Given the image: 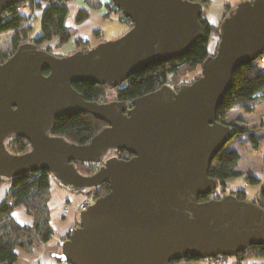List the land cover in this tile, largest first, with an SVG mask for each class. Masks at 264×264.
Returning a JSON list of instances; mask_svg holds the SVG:
<instances>
[{
    "label": "water",
    "instance_id": "water-1",
    "mask_svg": "<svg viewBox=\"0 0 264 264\" xmlns=\"http://www.w3.org/2000/svg\"><path fill=\"white\" fill-rule=\"evenodd\" d=\"M25 1L0 0V25L9 7ZM111 1L133 24L121 37L64 56L23 42L0 63V177L47 170L75 192L110 183L54 254L68 264H177L264 245V209L253 201L233 193L200 200L217 188L211 164L235 136L217 121L218 107L236 69L264 54V0H244L222 19L216 53L193 81L128 104L87 101L73 83L112 88L153 63L183 56L204 35V6ZM78 112L108 126L81 145L50 134L57 118ZM12 135L26 138L30 150L9 152L4 141ZM111 150L130 156L111 157L89 175L75 166L101 163Z\"/></svg>",
    "mask_w": 264,
    "mask_h": 264
},
{
    "label": "trees",
    "instance_id": "trees-1",
    "mask_svg": "<svg viewBox=\"0 0 264 264\" xmlns=\"http://www.w3.org/2000/svg\"><path fill=\"white\" fill-rule=\"evenodd\" d=\"M73 0H38L35 4L32 0L20 2L9 7L4 12L5 21L0 25V35L13 32L14 39L10 53L0 49V63L5 62L12 56L18 46L23 42H33L38 46L57 40L60 47L70 41L73 37L71 27L66 19L69 13L68 3ZM200 2L204 6L202 15V26L204 35L199 38L183 56L164 62H156L148 67L138 70L122 84L110 88L106 83H73V87L80 92L87 101L96 103H107L118 101L132 103L133 100L149 94L164 85L173 86L176 90L184 84L190 83L202 71V63L216 53L219 42L218 26H212L206 18L207 8L210 0H192ZM227 5L224 17L240 2ZM34 6L42 8L41 34L38 37L30 36L32 19L30 15ZM27 10V11H26ZM117 11L119 19L126 22L129 28L132 22L122 10L118 9L110 0L106 15L110 17L111 12ZM89 11L80 7L75 14V24L79 25L89 18ZM223 17V18H224ZM216 36L213 51L210 50V36ZM97 34V32H96ZM77 48L75 51H87L92 47L91 41L84 37L75 39ZM49 49L50 45L44 47ZM51 52V50H48ZM64 56L65 54H57ZM263 56V54H262ZM262 56L253 62L241 65L233 74L231 87L227 91L222 103L217 110V121L234 128L235 136L216 155L210 167V176L218 182L217 188L206 196H200V200L221 198L226 194L233 193L241 200H251L259 208L264 209V182L256 175L249 173L246 180L249 184L260 187L253 198L248 199L244 190H229L227 181L242 174L240 169L241 160L251 151H258L264 140V119L260 113V106L264 103V62ZM201 66V67H200ZM199 67V70H198ZM193 76L189 78V74ZM49 71L45 70L44 74ZM108 124L86 112H78L57 118L53 125L51 135L61 136L72 143L86 144L96 134L107 127ZM5 148L13 154H22L30 150V142L26 138L16 135L9 136L4 141ZM229 145V146H228ZM114 156L126 159L130 155L127 151L114 150ZM264 163V158H263ZM75 166L82 174L89 175L96 172L100 164L94 162L75 161ZM10 184V189L5 198L0 202V264H15L18 260L17 247L30 250L34 245L44 244L46 249L56 244H49L54 235V225L49 201L52 195L53 184L60 183L54 179L47 170H41L29 174L19 175L13 178L0 177V185ZM110 191V183L104 182L99 186L88 188L84 192L86 197L95 201L104 197ZM75 192V191H73ZM24 205L28 214L33 217L31 225L19 223L13 216V210ZM79 221H75V226ZM70 228L65 235V240L71 233ZM60 240L55 246L61 245ZM49 250V249H48ZM48 252V251H47ZM58 251H50L54 256ZM224 258L230 260V264H260L256 259L264 258V245H253L240 252L235 257ZM62 261L60 258H56ZM190 264L192 261H203L207 259L187 257L184 260Z\"/></svg>",
    "mask_w": 264,
    "mask_h": 264
},
{
    "label": "crops",
    "instance_id": "crops-1",
    "mask_svg": "<svg viewBox=\"0 0 264 264\" xmlns=\"http://www.w3.org/2000/svg\"><path fill=\"white\" fill-rule=\"evenodd\" d=\"M240 0H232L227 2L226 0H210L209 6L207 8L206 18L212 26H218L222 21L227 5H234ZM110 0H73L68 3L69 12L72 13V16L77 12L80 7L86 8L90 15L89 18L80 25H72V28L76 29L75 36L72 37L70 41L74 43V40L77 37H84L91 40L95 43L94 32L98 28H102L104 32L105 40L111 38H106L104 27L106 26L105 15L108 11V5ZM73 24V21L70 22ZM70 26V25H69ZM113 38V37H112ZM115 39V38H114ZM216 36L214 33L210 36V50L213 51L215 46ZM75 45V44H74ZM61 54L63 53V48L60 49ZM64 54V53H63ZM264 105V103H262ZM262 104L259 108L261 115L264 119V109L262 110ZM264 140L261 143L260 149L258 151H251L245 156L240 162V169L242 173L248 172L256 175L258 178L264 182ZM246 161V166H242V162ZM241 175V174H240ZM233 179V180H232ZM227 181V187L229 190H244L247 193V198L251 199L257 193L260 184L252 185L249 184L243 177L239 180L234 178ZM56 186V188L54 187ZM54 194L49 202V207L52 214V222L54 225V235L49 242H58L60 238L65 235V232L68 231L70 226H72L76 220H78L79 213H72V220L69 224L63 223L64 221L57 220L56 216L60 213L61 206L65 203H68V200L71 202L83 200L82 195H79L78 192H73L66 188H62L57 184L53 185ZM10 189L9 183H4L0 186V202L5 198L6 194ZM14 218L21 224L31 225L33 223V217L28 214L24 205H19L13 210ZM61 215V214H60ZM62 216V215H61ZM71 216V215H70ZM75 218V219H74ZM58 231V232H57ZM16 252L18 254V260L15 264H67L66 262H58L54 256H47L44 251V245L32 246L30 250L17 247ZM260 264H264V258L256 259ZM190 264H204L203 261H192Z\"/></svg>",
    "mask_w": 264,
    "mask_h": 264
},
{
    "label": "rangeland",
    "instance_id": "rangeland-1",
    "mask_svg": "<svg viewBox=\"0 0 264 264\" xmlns=\"http://www.w3.org/2000/svg\"><path fill=\"white\" fill-rule=\"evenodd\" d=\"M232 0H230V2H231ZM35 7H37V6H35ZM38 8V7H37ZM34 10V9H33ZM27 11V10H26ZM76 14V13H75ZM75 14H74V16H72V13L71 12H69L68 13V16H67V19H66V22H67V24H68V26L70 25V27H71V31H72V33H73V36H75V34H76V29H74V28H72V25H76L75 24V21H74V19H75ZM105 18H106V26L104 27V31H105V36H107L106 38H111V39H109V40H113L114 38L116 39V38H119V37H121L128 29H129V25L126 23V22H124V21H121L120 19H119V15H118V13H117V11H113V12H111V14H110V17H108L107 15H105ZM71 21H73V24H71L70 22ZM84 23V22H83ZM221 23V22H220ZM82 24V23H81ZM32 25H33V27H32V29H31V32H30V36H32V37H38L40 34H41V15H37V16H35V17H33V19H32ZM80 25V24H79ZM96 32H97V34H96ZM98 34H100L99 36H98ZM113 37V38H112ZM13 39H14V33L13 32H7V33H4V34H2L1 35V37H0V49H2V51L3 52H6V51H8V52H10V50H11V44H12V42H13ZM88 39V38H87ZM90 40V39H89ZM94 40H95V43H93V42H91V45H92V47L93 46H95V45H97L99 42H102V41H105V37H104V32H103V30H102V28H98L97 30H95V32H94ZM47 44H50V48L48 49V50H51V52L52 53H55V54H60L61 55V48H63V53L66 55V54H70V53H72V52H74L75 50H76V48H77V45H76V43H75V40H74V43L72 42V41H68L67 43H65L64 45H62V46H58L57 45V40L56 39H53V40H51L50 42H48V43H45V44H43V45H41V47H46V45ZM75 44V45H74ZM92 47H90V48H92ZM62 53V54H63ZM202 66V65H201ZM200 66V67H201ZM198 70H199V67H198ZM193 76V72H191L190 74H189V78H191ZM264 109V105L262 104V110ZM261 113V112H260ZM68 142H70L68 139H66ZM229 146V145H228ZM110 155H112L113 156V153H109V154H107V155H104L103 156V160H107L109 157H110ZM248 155V154H247ZM246 155V156H247ZM242 161V160H241ZM246 159L242 162V166L243 167H245L246 166ZM247 174H248V172H245V173H242L241 175H239V176H237V177H234V179L235 180H239L241 177H243V179H245L246 178V176H247ZM233 180V179H232ZM57 184V183H56ZM54 185V184H53ZM58 185V184H57ZM1 186V185H0ZM59 186V185H58ZM55 188H56V186H54ZM53 187V188H54ZM62 188H64V187H62ZM79 195H82V197L84 198L85 197V195L84 194H82V193H78ZM55 197L56 195L54 194V189H52V195H51V198L52 197ZM51 198H50V200H51ZM72 200V199H71ZM71 200H68V203H65V204H63L62 206H61V209H60V213L58 214V216H56V218H57V220H62V221H64L63 223H65V224H69L71 221H73L72 220V213L74 214L75 212H74V208L72 207L73 205H75V204H77L78 202H80V200L79 201H76V202H71ZM95 201V200H94ZM50 202V201H49ZM65 205H70L71 207H72V211L69 213V214H64L63 213V206H65ZM52 213V212H51ZM62 216H61V215ZM71 215V216H70ZM75 219V218H74ZM73 225H75V223L73 224ZM72 225V226H73ZM72 226H70V227H72ZM70 229V228H69ZM68 229V230H69ZM58 232V231H57ZM68 232V231H67ZM67 232H65V235H66V233ZM65 235L62 237V238H60V240H63L64 238H65ZM59 242V241H58ZM58 242H49V244H56V245H58L57 243ZM40 245H44V244H40ZM40 245H35V246H40ZM55 245V246H56ZM55 246H50L48 249H46L47 247H46V245H44V251H45V253L47 254V256H50V251H52V250H56V251H59L60 250V247H61V245L60 246H58V248L56 249L55 248ZM48 251V252H47ZM56 261H58L57 259H56ZM229 261H231V259L229 260ZM58 262H62V261H58ZM232 262V261H231ZM68 264V263H67ZM181 264H188V262H186V261H183V262H181Z\"/></svg>",
    "mask_w": 264,
    "mask_h": 264
},
{
    "label": "built area",
    "instance_id": "built-area-1",
    "mask_svg": "<svg viewBox=\"0 0 264 264\" xmlns=\"http://www.w3.org/2000/svg\"><path fill=\"white\" fill-rule=\"evenodd\" d=\"M38 0H33L34 3H36ZM227 2H230V0H226ZM42 10H40L39 8L35 7L34 10L31 13V18L36 16L37 14H40ZM1 37V35H0ZM262 56V55H261ZM262 61L264 62V54L262 56ZM94 202L93 198L90 197H84L83 200H81L80 202H78L77 204L73 205L72 207L74 208V212L75 213H79L85 209H87V207L92 204ZM72 207L70 205H65L63 206V213L64 214H69L72 210ZM207 264H230L229 260L224 258L223 256H216V257H212V258H207Z\"/></svg>",
    "mask_w": 264,
    "mask_h": 264
},
{
    "label": "flooded vegetation",
    "instance_id": "flooded-vegetation-1",
    "mask_svg": "<svg viewBox=\"0 0 264 264\" xmlns=\"http://www.w3.org/2000/svg\"><path fill=\"white\" fill-rule=\"evenodd\" d=\"M32 1H33V0H32ZM34 4H35V3H34ZM34 8H35V6H34ZM39 9L43 11V9H42V8H39ZM32 11H33V10H32ZM42 11L40 12V14H37V15H41V14H42ZM31 13H32V12H31ZM37 15H36V16H37ZM30 17H31V15H30ZM34 17H35V16H34ZM99 35H100V34H98V36H99ZM90 41H91V40H90ZM47 45H50V44H47ZM47 45H46V46H47ZM6 52H7V53H10V52H8V51H6ZM109 153H110V154H111V153H113V156H112V155H110V157H109V158H111V157H115V156H114V154H115L114 150H111ZM109 153H108V154H109ZM109 158H108V159H109ZM103 162H105V160H103L101 163H99V164H100V166L103 164ZM99 168H100V167H99ZM73 227H77V226L73 225V226H72V227H70V228H73Z\"/></svg>",
    "mask_w": 264,
    "mask_h": 264
}]
</instances>
